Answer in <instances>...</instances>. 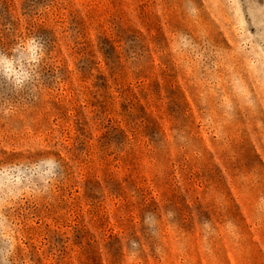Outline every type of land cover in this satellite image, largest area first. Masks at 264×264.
Segmentation results:
<instances>
[{
	"label": "rangeland",
	"instance_id": "obj_1",
	"mask_svg": "<svg viewBox=\"0 0 264 264\" xmlns=\"http://www.w3.org/2000/svg\"><path fill=\"white\" fill-rule=\"evenodd\" d=\"M0 264H264V0H0Z\"/></svg>",
	"mask_w": 264,
	"mask_h": 264
},
{
	"label": "clouds",
	"instance_id": "obj_2",
	"mask_svg": "<svg viewBox=\"0 0 264 264\" xmlns=\"http://www.w3.org/2000/svg\"><path fill=\"white\" fill-rule=\"evenodd\" d=\"M5 63H8V62L5 61ZM16 83H17V85H19L21 83V80L19 78H17Z\"/></svg>",
	"mask_w": 264,
	"mask_h": 264
}]
</instances>
